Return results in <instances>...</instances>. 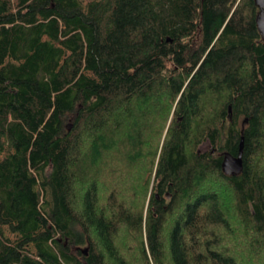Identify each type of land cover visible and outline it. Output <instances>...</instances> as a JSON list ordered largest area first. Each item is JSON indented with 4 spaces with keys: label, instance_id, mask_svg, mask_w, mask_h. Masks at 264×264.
Wrapping results in <instances>:
<instances>
[{
    "label": "trees",
    "instance_id": "trees-1",
    "mask_svg": "<svg viewBox=\"0 0 264 264\" xmlns=\"http://www.w3.org/2000/svg\"><path fill=\"white\" fill-rule=\"evenodd\" d=\"M259 14L0 0V264H264Z\"/></svg>",
    "mask_w": 264,
    "mask_h": 264
},
{
    "label": "water",
    "instance_id": "water-1",
    "mask_svg": "<svg viewBox=\"0 0 264 264\" xmlns=\"http://www.w3.org/2000/svg\"><path fill=\"white\" fill-rule=\"evenodd\" d=\"M257 6L260 8V14L258 16L257 22L260 31L264 35V0H255ZM232 112V108H230ZM243 140L240 147L239 157L235 158L233 156H227L224 161V169L227 173L240 172L242 169V155H243ZM83 252L88 254V248H83Z\"/></svg>",
    "mask_w": 264,
    "mask_h": 264
},
{
    "label": "rangeland",
    "instance_id": "rangeland-1",
    "mask_svg": "<svg viewBox=\"0 0 264 264\" xmlns=\"http://www.w3.org/2000/svg\"><path fill=\"white\" fill-rule=\"evenodd\" d=\"M89 0H84V2L85 3H87ZM210 147V144L209 143H207V144H205V146L203 147V149H208ZM12 238H14L15 237V235H13V234H11L10 232L8 233Z\"/></svg>",
    "mask_w": 264,
    "mask_h": 264
}]
</instances>
